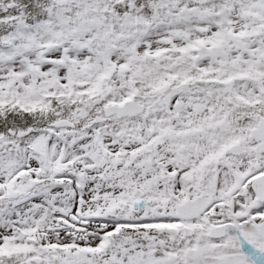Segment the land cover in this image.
<instances>
[{
    "label": "snow or ice",
    "instance_id": "obj_1",
    "mask_svg": "<svg viewBox=\"0 0 264 264\" xmlns=\"http://www.w3.org/2000/svg\"><path fill=\"white\" fill-rule=\"evenodd\" d=\"M0 264H264V0H0Z\"/></svg>",
    "mask_w": 264,
    "mask_h": 264
}]
</instances>
